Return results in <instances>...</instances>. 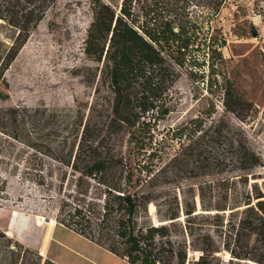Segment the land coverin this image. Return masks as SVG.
Returning <instances> with one entry per match:
<instances>
[{
  "label": "trees",
  "instance_id": "trees-1",
  "mask_svg": "<svg viewBox=\"0 0 264 264\" xmlns=\"http://www.w3.org/2000/svg\"><path fill=\"white\" fill-rule=\"evenodd\" d=\"M55 1L0 0V25L11 31L9 39L0 35V77ZM138 1L92 7L83 38L96 63L85 78L90 100L69 112L20 104L1 110L0 133L22 146L17 177L56 199V223L127 264H264V187H243L260 158L222 119L206 124L196 115L159 126L175 103V64L184 63L196 30ZM196 1L212 14L226 2ZM211 58L206 82L214 84ZM234 102L251 105L239 96ZM223 105L234 109L227 99ZM0 264L58 263L0 229Z\"/></svg>",
  "mask_w": 264,
  "mask_h": 264
},
{
  "label": "rangeland",
  "instance_id": "rangeland-1",
  "mask_svg": "<svg viewBox=\"0 0 264 264\" xmlns=\"http://www.w3.org/2000/svg\"><path fill=\"white\" fill-rule=\"evenodd\" d=\"M96 1L56 0L49 7L0 77V119L1 110L8 106L44 105L69 112L76 102L90 100L91 87L85 78L90 74L87 67L92 69L96 63L84 54L83 38ZM138 2L142 6L155 3L165 14L186 18L196 30L184 63L175 64V103L159 126H175L196 115L206 124L226 121L243 134V142L260 158L261 164L253 168L254 176L248 175L244 189H251L253 181L264 187V0H226L216 14L196 0ZM250 23L257 29L255 36L250 32ZM10 34L8 26L1 24L0 35L9 39ZM222 39L224 43L217 46ZM211 56L218 68L214 84L206 82L207 76H211ZM223 77L228 80L233 97L223 94L227 84ZM236 96L251 105L236 107ZM226 99L234 108L232 111L224 110ZM21 148L18 142L0 133V229L39 251L49 238L48 228L62 225L55 220L56 199L41 187L17 177L22 168ZM177 194L179 198V191ZM154 211L155 205L149 204L148 212L156 222ZM57 239L64 248L57 246ZM49 251L68 264H127L93 242L59 227L52 234ZM190 254L196 256L197 252ZM221 257L227 256L222 253Z\"/></svg>",
  "mask_w": 264,
  "mask_h": 264
},
{
  "label": "crops",
  "instance_id": "crops-1",
  "mask_svg": "<svg viewBox=\"0 0 264 264\" xmlns=\"http://www.w3.org/2000/svg\"><path fill=\"white\" fill-rule=\"evenodd\" d=\"M57 227H59V228H63V229H67V230H69V231H72V230H70V229H68V228H66L65 226H57L56 224H53V226L52 227H50V228H48V231H49V238H48V240L46 241V243H45V245L44 246H42L40 249H39V254H41L43 257H47V258H49V259H51L52 261H54V262H56V263H58V264H68V263H66L65 261H62V260H60L59 258H58V255H55V254H51L50 253V251H49V243H50V241H51V239H52V234H53V232L56 230V228ZM73 232V231H72ZM5 233L7 234V232L5 231ZM75 233V232H74ZM77 234V233H76ZM80 236V235H79ZM82 237V236H81ZM83 238V237H82ZM85 239V238H84ZM57 246L59 247V248H64V244H63V242L62 241H60L59 239H57ZM122 260H124V259H122Z\"/></svg>",
  "mask_w": 264,
  "mask_h": 264
},
{
  "label": "water",
  "instance_id": "water-1",
  "mask_svg": "<svg viewBox=\"0 0 264 264\" xmlns=\"http://www.w3.org/2000/svg\"><path fill=\"white\" fill-rule=\"evenodd\" d=\"M250 32L253 36H255L257 34V29L255 28V26L250 23Z\"/></svg>",
  "mask_w": 264,
  "mask_h": 264
},
{
  "label": "bare ground",
  "instance_id": "bare-ground-1",
  "mask_svg": "<svg viewBox=\"0 0 264 264\" xmlns=\"http://www.w3.org/2000/svg\"><path fill=\"white\" fill-rule=\"evenodd\" d=\"M47 220V219H46ZM39 221V220H38ZM48 222H51V220H49Z\"/></svg>",
  "mask_w": 264,
  "mask_h": 264
},
{
  "label": "built area",
  "instance_id": "built-area-1",
  "mask_svg": "<svg viewBox=\"0 0 264 264\" xmlns=\"http://www.w3.org/2000/svg\"><path fill=\"white\" fill-rule=\"evenodd\" d=\"M210 11V10H209ZM210 13L212 14V12L210 11Z\"/></svg>",
  "mask_w": 264,
  "mask_h": 264
}]
</instances>
